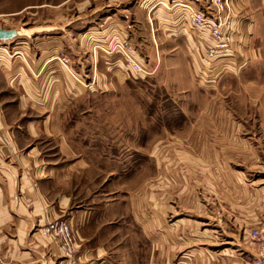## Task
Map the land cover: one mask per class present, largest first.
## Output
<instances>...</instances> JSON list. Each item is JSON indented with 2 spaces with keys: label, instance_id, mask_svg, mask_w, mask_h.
I'll list each match as a JSON object with an SVG mask.
<instances>
[{
  "label": "rangeland",
  "instance_id": "rangeland-1",
  "mask_svg": "<svg viewBox=\"0 0 264 264\" xmlns=\"http://www.w3.org/2000/svg\"><path fill=\"white\" fill-rule=\"evenodd\" d=\"M15 20L25 28L40 14ZM257 23L259 58L212 83L203 78V54L185 56L183 43L175 51L164 39L159 66L151 25L137 24L132 34L151 75L114 79L112 90L83 95L66 113L65 153L77 158L59 160L58 185L72 199L63 220L75 216L74 234L101 239L99 246L111 238L112 248L119 240L129 264H137L138 243L139 264H148L154 232L176 234L181 262L203 246L236 247L264 225V14ZM155 202L165 206V223Z\"/></svg>",
  "mask_w": 264,
  "mask_h": 264
},
{
  "label": "crops",
  "instance_id": "crops-1",
  "mask_svg": "<svg viewBox=\"0 0 264 264\" xmlns=\"http://www.w3.org/2000/svg\"><path fill=\"white\" fill-rule=\"evenodd\" d=\"M53 1L0 0V28L19 33L15 39L0 41V264H64L58 244L42 236L39 229L52 221L65 222L71 214L72 199L58 185L63 174L59 160L77 158L74 152L65 153L66 113L75 111V102L83 95L97 89L110 91L115 80L134 79L119 55H108L95 46L112 48L130 39L137 49L134 56L147 69L138 52L142 43H136L132 34L144 22L151 25L159 66L164 39L175 51L183 43L189 58L193 48L204 54L212 45L209 32L193 28L186 8H201L207 0ZM263 9L264 0H233V53L216 63L220 78L259 58L256 29ZM39 14L37 25L21 28L16 24L18 16ZM50 15L55 18L50 20ZM60 57L69 60L78 79L61 64ZM155 204L158 223H165L160 211L165 206ZM74 219L66 222L72 225ZM248 236L244 235L237 248L203 246L177 262L176 234L172 230L154 232L148 264H251L256 245ZM75 238L85 264H129L130 249L119 240L112 248L106 243L111 238L100 246L101 239L95 237L91 240L76 232ZM238 248L240 261H236ZM140 249L137 243V264Z\"/></svg>",
  "mask_w": 264,
  "mask_h": 264
},
{
  "label": "built area",
  "instance_id": "built-area-1",
  "mask_svg": "<svg viewBox=\"0 0 264 264\" xmlns=\"http://www.w3.org/2000/svg\"><path fill=\"white\" fill-rule=\"evenodd\" d=\"M193 28L199 32H209L212 45L202 55L200 64L205 81L215 82L217 75L216 63L233 53L232 34L233 17L231 14L232 0H207L201 8L186 7ZM135 45L130 39L116 43L112 48L95 46V49L108 55H119L126 63L130 75L134 79H144L151 75L136 57ZM59 61L76 78L77 76L69 65L66 57H60ZM39 232L42 236L56 242L62 252L64 264H85L78 255L79 249L72 226L63 221H52L41 227ZM250 238L256 245V256L251 264H264V225L253 229Z\"/></svg>",
  "mask_w": 264,
  "mask_h": 264
},
{
  "label": "water",
  "instance_id": "water-1",
  "mask_svg": "<svg viewBox=\"0 0 264 264\" xmlns=\"http://www.w3.org/2000/svg\"><path fill=\"white\" fill-rule=\"evenodd\" d=\"M18 34L19 33L16 30H6L0 28V41H9L15 39Z\"/></svg>",
  "mask_w": 264,
  "mask_h": 264
}]
</instances>
